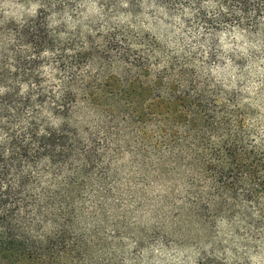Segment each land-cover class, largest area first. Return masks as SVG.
<instances>
[{
	"label": "trees",
	"instance_id": "1",
	"mask_svg": "<svg viewBox=\"0 0 264 264\" xmlns=\"http://www.w3.org/2000/svg\"><path fill=\"white\" fill-rule=\"evenodd\" d=\"M22 2L0 14V264H128L116 212L162 175L245 248L210 264H264V111L212 72L221 34L264 52V0Z\"/></svg>",
	"mask_w": 264,
	"mask_h": 264
},
{
	"label": "rangeland",
	"instance_id": "2",
	"mask_svg": "<svg viewBox=\"0 0 264 264\" xmlns=\"http://www.w3.org/2000/svg\"><path fill=\"white\" fill-rule=\"evenodd\" d=\"M37 7L22 0H0V14L5 18L20 19L33 14ZM93 7L80 15L78 26L86 29L96 18ZM164 33L159 30L158 33ZM178 29L171 28L165 38L168 46L175 45ZM219 61L212 72L216 79L227 86L239 87L256 97L264 111V52L260 40H250L240 32L221 34L218 40ZM232 56L241 61L235 66ZM129 169L130 158L124 159ZM158 171H161L158 169ZM158 171H154L157 175ZM134 187V186H133ZM184 187L175 176H160L150 185L139 184L123 195L124 207L117 216L125 218L120 224L127 236L124 251L128 264H210L216 257L230 255L234 250L244 252L240 239L226 220L218 218L200 222L187 212L183 200ZM124 220V221H125ZM125 223V224H124ZM256 258V257H254Z\"/></svg>",
	"mask_w": 264,
	"mask_h": 264
}]
</instances>
